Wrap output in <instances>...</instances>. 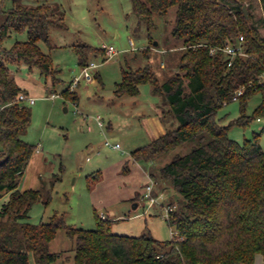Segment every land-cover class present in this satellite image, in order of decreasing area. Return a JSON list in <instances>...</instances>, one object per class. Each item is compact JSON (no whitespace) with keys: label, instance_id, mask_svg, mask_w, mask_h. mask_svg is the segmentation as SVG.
Segmentation results:
<instances>
[{"label":"trees","instance_id":"1","mask_svg":"<svg viewBox=\"0 0 264 264\" xmlns=\"http://www.w3.org/2000/svg\"><path fill=\"white\" fill-rule=\"evenodd\" d=\"M264 9V0H260ZM246 0H131L133 13L152 28L153 15L164 17L173 7L171 36L183 41L177 72L159 81L146 64L138 69H121L115 95L136 96L139 86L150 84L166 107L164 113L177 125L130 152L135 162L151 163L188 145L186 153H174L150 173L180 197V206L169 213L168 224L175 236L160 241L149 234L118 235L112 220L94 213L95 228L86 230L67 225L63 215L48 222L30 223L31 207L41 200L39 190H19L22 174L36 147L22 137L31 123L29 107L17 102L21 93L8 68L22 62L30 70L55 83L57 70L40 42L49 44L50 29L64 27V11L56 0H11V8H0V264H54L61 253L52 252L51 242L60 230L73 242V264H253L261 255L264 262V149L259 133L238 143L229 137L231 126H247L264 119V36L242 11ZM25 32V41L11 48L1 42L11 33ZM243 37L244 56L230 66L226 55L211 48L236 45ZM195 45H200L193 47ZM80 68L90 56L104 52L86 44L73 46ZM144 57L148 56L144 53ZM237 98L240 115L221 125L218 111ZM73 103L77 95L62 92ZM259 95L251 115L247 102ZM126 170V167H125ZM99 181L96 175L94 183ZM90 188V184H88ZM153 194V193H152ZM48 203V198L44 201ZM171 206V205H168Z\"/></svg>","mask_w":264,"mask_h":264},{"label":"rangeland","instance_id":"2","mask_svg":"<svg viewBox=\"0 0 264 264\" xmlns=\"http://www.w3.org/2000/svg\"><path fill=\"white\" fill-rule=\"evenodd\" d=\"M56 2L65 14L64 27H52L49 44L39 43L58 71L55 83L51 77L41 75L37 68L30 70L22 62L7 64L21 92L35 98L33 105L23 104L30 108L32 117L22 139L36 150L22 174L19 190L23 186L39 190L42 198L31 207L28 222H48L58 214L64 216L67 225L92 230L96 226V213L113 221L111 231L115 234H149L160 241L169 240L175 236V227L166 221L165 208L171 205L177 209L181 199L167 183L151 180L149 174L158 173L174 153H186L189 146L183 145L151 163L132 160L131 151L151 142L144 120L155 112L153 103L160 96L152 92L148 83L139 86L137 96L118 97L114 91L121 80V69L134 70L148 64L159 81L177 72L179 53L184 45L170 33L176 8L170 9L164 17L153 15L154 26L148 28L133 13L131 0ZM244 5L247 15H252L260 35L264 36L261 1L246 0ZM0 8L9 10L11 0H0ZM26 39L25 32L11 33L2 40L1 48L9 49L16 41ZM78 44L98 48V51L103 45L113 46L115 54L110 57L104 51L95 53L97 57L90 56L88 64L98 65L92 71V79L70 86L81 71L73 52V46ZM67 88L77 95L76 103L63 97L62 92ZM53 94L56 97H52ZM259 102V95L249 99L245 113L251 115ZM159 108L163 124L175 127L177 123L164 113L166 107ZM239 115L238 101L226 104L217 113L221 125H228ZM97 116L102 119L103 128L97 126ZM263 128L264 121L253 120L244 127L231 126L229 137L242 143ZM106 140L119 143L121 148H106L103 145ZM259 144L264 149V131ZM1 146L0 142V149ZM96 175L99 181L94 183ZM149 183L154 188V204L143 198ZM3 202L4 199L0 205ZM135 203H138L136 209ZM72 248L73 242L60 230L50 244L52 252L61 253L54 264H73ZM30 264H34L32 257ZM253 264H263L260 255Z\"/></svg>","mask_w":264,"mask_h":264},{"label":"built area","instance_id":"3","mask_svg":"<svg viewBox=\"0 0 264 264\" xmlns=\"http://www.w3.org/2000/svg\"><path fill=\"white\" fill-rule=\"evenodd\" d=\"M242 42H243V37L240 36L238 39V43L236 45L226 44L222 48H218V49L217 48H211L210 54H214L217 50L222 51L228 59V66H230L236 56H244L245 55L243 50H242ZM196 46H200V45H195L193 47H196ZM101 48L110 57L115 54V49L113 48V46L103 45ZM97 67H98V65L94 64L93 62H90L85 67L81 68L79 75L74 77L73 82L70 86L77 85L80 82V80H83V79L85 81H90L92 79V71ZM263 77H264V75H263ZM241 94H242V90L240 89L236 93V95L233 97V101H237V98ZM52 97H56V95L53 94ZM17 102L20 104H25V105H33L35 103V98L30 97L27 94L21 92L17 97ZM95 121H96V124L99 128H103L102 119L99 116H97L95 118ZM257 121H264V119L257 118ZM103 145L106 148H110L112 150H118L121 148L119 143H110L108 140H106L103 143ZM37 152H38V150H37ZM152 190H153V184L152 183L147 184L146 185V191L143 195V198L149 200L150 203L154 204L156 202V198L152 195ZM173 210H174L173 206H166V208H165V219L167 221H169V218H170L169 213ZM101 218H105V216L101 215ZM174 233L176 234V232H174Z\"/></svg>","mask_w":264,"mask_h":264},{"label":"crops","instance_id":"4","mask_svg":"<svg viewBox=\"0 0 264 264\" xmlns=\"http://www.w3.org/2000/svg\"><path fill=\"white\" fill-rule=\"evenodd\" d=\"M131 44H133L132 41H131ZM23 93H25V92H23ZM25 94H27V93H25ZM153 106L156 107V108H154L155 112H153L152 115H150L148 118H145V120H144V125H145L146 129H148L149 138L151 139V141L156 139V138H158V137H160V136H162L165 133L166 128H167V126H165L163 124V122L161 120V117L159 115L160 114L159 113V111H160L159 107L160 106H162V107L164 106L165 107V105H164V103L162 101V98L158 97V99L153 103ZM258 122H260V121H258ZM25 187L26 186H23L20 189V191L24 192L26 190H29V189H26ZM153 191H154V188L152 190V193H153ZM137 207H138V203H135L134 204V209H136ZM261 258H262V256H261ZM262 260H263V258H262ZM263 264H264V262H263Z\"/></svg>","mask_w":264,"mask_h":264},{"label":"water","instance_id":"5","mask_svg":"<svg viewBox=\"0 0 264 264\" xmlns=\"http://www.w3.org/2000/svg\"><path fill=\"white\" fill-rule=\"evenodd\" d=\"M242 11H243V13H244L245 18H247L248 15H247V10H246L245 5H243V7H242Z\"/></svg>","mask_w":264,"mask_h":264}]
</instances>
